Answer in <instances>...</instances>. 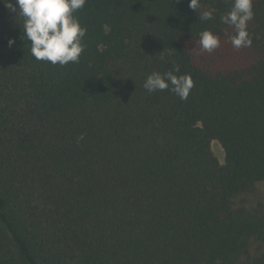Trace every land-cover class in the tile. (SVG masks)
<instances>
[{
	"label": "trees",
	"instance_id": "obj_1",
	"mask_svg": "<svg viewBox=\"0 0 264 264\" xmlns=\"http://www.w3.org/2000/svg\"><path fill=\"white\" fill-rule=\"evenodd\" d=\"M189 2L87 0L65 66L37 61L0 3V264H264L243 259L264 215L233 206L264 184V0L239 50L220 21L232 0ZM170 61L192 76L186 100L143 87Z\"/></svg>",
	"mask_w": 264,
	"mask_h": 264
},
{
	"label": "clouds",
	"instance_id": "obj_2",
	"mask_svg": "<svg viewBox=\"0 0 264 264\" xmlns=\"http://www.w3.org/2000/svg\"><path fill=\"white\" fill-rule=\"evenodd\" d=\"M177 3L180 0H176ZM12 13H17L23 19V39L31 45V55L37 61L50 62L52 65L65 66L79 63L85 51V37L87 28L82 26L75 15L83 9L87 0H0ZM254 0H232L230 10L220 16L221 23L234 29L235 34L230 42L236 50L249 48L253 39L248 31V23L255 17ZM199 0H190L189 8L197 11ZM199 21L207 22L214 19L212 11H203L198 16ZM198 43L203 52L212 53L221 45L220 36L210 29L199 34ZM14 39H9L11 47ZM163 59V57H161ZM172 67L169 71L160 73L153 71L146 77L143 87L149 93L168 90L186 100L194 87L190 73H180V65L170 61ZM84 140L81 134L77 142Z\"/></svg>",
	"mask_w": 264,
	"mask_h": 264
},
{
	"label": "rangeland",
	"instance_id": "obj_3",
	"mask_svg": "<svg viewBox=\"0 0 264 264\" xmlns=\"http://www.w3.org/2000/svg\"><path fill=\"white\" fill-rule=\"evenodd\" d=\"M211 151L220 164L224 162V151L217 141H212L210 145ZM233 206L235 208L242 207L248 212L259 210L264 215V184H260L257 189L250 194L240 196L234 199ZM264 252V240L251 239L249 253L243 259L257 257Z\"/></svg>",
	"mask_w": 264,
	"mask_h": 264
}]
</instances>
